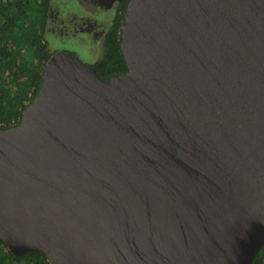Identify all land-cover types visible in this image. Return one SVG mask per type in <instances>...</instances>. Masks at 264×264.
Returning a JSON list of instances; mask_svg holds the SVG:
<instances>
[{
  "label": "water",
  "instance_id": "1",
  "mask_svg": "<svg viewBox=\"0 0 264 264\" xmlns=\"http://www.w3.org/2000/svg\"><path fill=\"white\" fill-rule=\"evenodd\" d=\"M124 16L127 72L55 52L0 128V241L51 264H253L264 0H130Z\"/></svg>",
  "mask_w": 264,
  "mask_h": 264
},
{
  "label": "trees",
  "instance_id": "2",
  "mask_svg": "<svg viewBox=\"0 0 264 264\" xmlns=\"http://www.w3.org/2000/svg\"><path fill=\"white\" fill-rule=\"evenodd\" d=\"M130 0L116 3L103 39L101 57L94 63L106 81L128 71L120 44V29ZM54 0H0V128L20 123L23 111L37 95L47 60L54 54L47 39ZM264 246L253 264H262ZM0 264H51L40 252L16 255L0 241Z\"/></svg>",
  "mask_w": 264,
  "mask_h": 264
},
{
  "label": "rangeland",
  "instance_id": "3",
  "mask_svg": "<svg viewBox=\"0 0 264 264\" xmlns=\"http://www.w3.org/2000/svg\"><path fill=\"white\" fill-rule=\"evenodd\" d=\"M51 11L54 15L58 14L59 19L66 20V23L70 21L73 24L72 18L92 21L95 27L93 29H98L99 34L95 40L88 37L90 35L83 36V39L62 35L60 30L62 26L51 18L48 22L47 39L52 52L70 53L78 56L85 63L94 65L103 51V38L106 31L102 33L101 29L111 22L115 14L114 8L107 9L89 0H54Z\"/></svg>",
  "mask_w": 264,
  "mask_h": 264
},
{
  "label": "flooded vegetation",
  "instance_id": "4",
  "mask_svg": "<svg viewBox=\"0 0 264 264\" xmlns=\"http://www.w3.org/2000/svg\"><path fill=\"white\" fill-rule=\"evenodd\" d=\"M113 8H114V11H115L116 6L113 7ZM57 15L58 14L54 15L53 12L51 11V19L53 21H55V22L60 23V25L62 26V28H60L62 35L66 34L68 36H74V37L82 38V39L84 38L83 36L90 35L88 37H90V38H92L94 40L98 37V35H99L97 33L98 29L97 30L93 29L95 27L91 23L92 21H90L88 19H84V20L82 19V21H81V20H76V19L72 18L73 19V24L70 21H69V23H66V20L59 19ZM69 25H71V26L69 27ZM107 29H108V25L104 26L103 29H101L102 33L107 31ZM105 34H106V32H105Z\"/></svg>",
  "mask_w": 264,
  "mask_h": 264
}]
</instances>
